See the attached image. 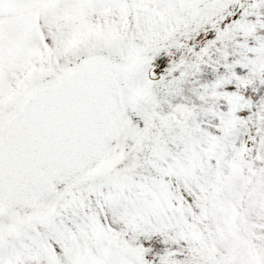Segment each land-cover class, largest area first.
Returning <instances> with one entry per match:
<instances>
[{
    "label": "snow or ice",
    "instance_id": "1",
    "mask_svg": "<svg viewBox=\"0 0 264 264\" xmlns=\"http://www.w3.org/2000/svg\"><path fill=\"white\" fill-rule=\"evenodd\" d=\"M0 264H264V0H0Z\"/></svg>",
    "mask_w": 264,
    "mask_h": 264
}]
</instances>
